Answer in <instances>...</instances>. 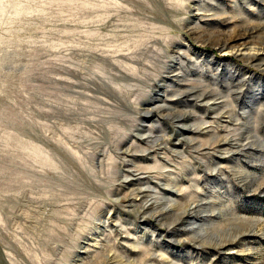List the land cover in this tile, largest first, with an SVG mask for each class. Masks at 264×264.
I'll return each instance as SVG.
<instances>
[{"label":"rangeland","instance_id":"obj_1","mask_svg":"<svg viewBox=\"0 0 264 264\" xmlns=\"http://www.w3.org/2000/svg\"><path fill=\"white\" fill-rule=\"evenodd\" d=\"M0 264H264V0H0Z\"/></svg>","mask_w":264,"mask_h":264}]
</instances>
